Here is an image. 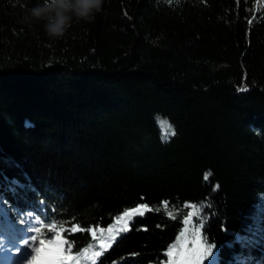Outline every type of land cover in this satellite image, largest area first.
I'll use <instances>...</instances> for the list:
<instances>
[{
	"label": "trees",
	"instance_id": "obj_1",
	"mask_svg": "<svg viewBox=\"0 0 264 264\" xmlns=\"http://www.w3.org/2000/svg\"><path fill=\"white\" fill-rule=\"evenodd\" d=\"M259 1L104 0L51 40L42 0H0V256L55 226L56 264H168L181 236L185 264H264Z\"/></svg>",
	"mask_w": 264,
	"mask_h": 264
},
{
	"label": "clouds",
	"instance_id": "obj_2",
	"mask_svg": "<svg viewBox=\"0 0 264 264\" xmlns=\"http://www.w3.org/2000/svg\"><path fill=\"white\" fill-rule=\"evenodd\" d=\"M104 0H42L27 10L28 23L43 22V30L51 40L64 37L75 23H92L103 10Z\"/></svg>",
	"mask_w": 264,
	"mask_h": 264
},
{
	"label": "snow or ice",
	"instance_id": "obj_3",
	"mask_svg": "<svg viewBox=\"0 0 264 264\" xmlns=\"http://www.w3.org/2000/svg\"><path fill=\"white\" fill-rule=\"evenodd\" d=\"M160 126L162 129L166 130L168 133L171 135H175L174 130L171 128V126L167 123V121H159ZM168 137L165 136L164 139L166 140ZM192 211L188 213V219L185 220V223H191L193 220V217H198L199 210L195 208V206H191ZM148 207L146 205H141L135 208L134 210L131 211H126L121 217L118 218L117 223L123 222L122 231H129V222L131 219L136 216L140 215L142 216L145 211H148ZM196 224L202 225L203 221L199 218L196 219ZM55 228V226H53ZM35 232H40V228L37 227ZM109 233H112V230H108ZM196 237H197V249L195 250L197 258H201L203 256H211L212 255V250L214 245L211 243L201 242V237H200V231L199 228L196 230ZM114 239V235L112 237ZM32 240H36V236H32ZM29 243L28 240L24 241V244L27 245ZM66 243L62 233L60 231H55L53 235V229H49L48 231V236L47 238H43L39 240V247L35 249V252L37 253V256L35 257L36 259V264H49V262L56 257L61 251H62V246ZM96 255L99 256L100 253L97 251ZM171 255V253H169ZM68 259H71V257H67ZM209 264H212L210 261Z\"/></svg>",
	"mask_w": 264,
	"mask_h": 264
},
{
	"label": "rangeland",
	"instance_id": "obj_4",
	"mask_svg": "<svg viewBox=\"0 0 264 264\" xmlns=\"http://www.w3.org/2000/svg\"><path fill=\"white\" fill-rule=\"evenodd\" d=\"M263 7H264V0H260L257 9L260 11ZM257 208L259 212H264V197L259 198ZM260 219L261 216L258 215L254 221L255 225L253 226L251 238H256V239L264 238V228L260 224ZM37 227L40 228V232H41L42 230L41 227L40 226ZM36 228H32L29 232L25 234L26 240L29 241L27 245H25L24 242H15L12 244L11 248H9L8 246H5L3 248L4 250L2 252V255L0 256L2 264H36L35 257L37 256V253L35 252V249L40 246L39 240L43 239L40 232L34 231ZM49 229H53V235L55 231H58L57 229L53 228V226H51L47 228L46 230L47 234ZM33 235L36 236L35 241L32 240ZM179 243L184 251L182 258L178 257L175 260L171 259L168 264H185V250H186L185 237L180 238ZM65 248H66V243L62 246V251L56 257H54L49 262V264H56L57 261L63 256ZM187 264H190V260L188 261Z\"/></svg>",
	"mask_w": 264,
	"mask_h": 264
},
{
	"label": "water",
	"instance_id": "obj_5",
	"mask_svg": "<svg viewBox=\"0 0 264 264\" xmlns=\"http://www.w3.org/2000/svg\"><path fill=\"white\" fill-rule=\"evenodd\" d=\"M183 234V233H182ZM178 246L181 248V254H180V258H182V256H183V254H184V251H183V249H182V247H181V245H180V243H179V238H178Z\"/></svg>",
	"mask_w": 264,
	"mask_h": 264
},
{
	"label": "bare ground",
	"instance_id": "obj_6",
	"mask_svg": "<svg viewBox=\"0 0 264 264\" xmlns=\"http://www.w3.org/2000/svg\"><path fill=\"white\" fill-rule=\"evenodd\" d=\"M183 236H181V238H182ZM182 240V239H181Z\"/></svg>",
	"mask_w": 264,
	"mask_h": 264
}]
</instances>
